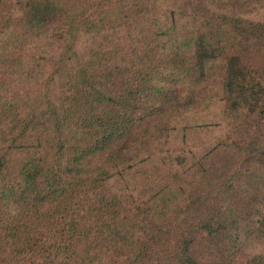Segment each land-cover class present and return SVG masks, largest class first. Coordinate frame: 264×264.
I'll return each instance as SVG.
<instances>
[{"label":"trees","instance_id":"obj_1","mask_svg":"<svg viewBox=\"0 0 264 264\" xmlns=\"http://www.w3.org/2000/svg\"><path fill=\"white\" fill-rule=\"evenodd\" d=\"M0 264H264V0H0Z\"/></svg>","mask_w":264,"mask_h":264},{"label":"clouds","instance_id":"obj_2","mask_svg":"<svg viewBox=\"0 0 264 264\" xmlns=\"http://www.w3.org/2000/svg\"><path fill=\"white\" fill-rule=\"evenodd\" d=\"M15 213H16V210H15V209H13V210H12V214H15Z\"/></svg>","mask_w":264,"mask_h":264}]
</instances>
